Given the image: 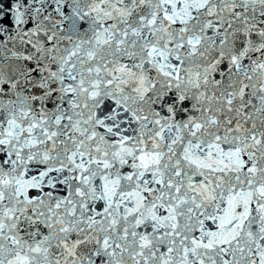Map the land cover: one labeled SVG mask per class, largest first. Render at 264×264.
Wrapping results in <instances>:
<instances>
[{
	"label": "snow or ice",
	"instance_id": "obj_1",
	"mask_svg": "<svg viewBox=\"0 0 264 264\" xmlns=\"http://www.w3.org/2000/svg\"><path fill=\"white\" fill-rule=\"evenodd\" d=\"M0 264H264V0H0Z\"/></svg>",
	"mask_w": 264,
	"mask_h": 264
}]
</instances>
